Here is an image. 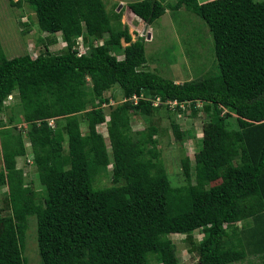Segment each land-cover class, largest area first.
<instances>
[{
	"label": "trees",
	"instance_id": "16d2710c",
	"mask_svg": "<svg viewBox=\"0 0 264 264\" xmlns=\"http://www.w3.org/2000/svg\"><path fill=\"white\" fill-rule=\"evenodd\" d=\"M10 2L34 11L39 30L52 35L46 47L60 33L66 51L9 58L0 41V112L9 95L18 97L7 123L0 116V186L7 187L0 264H28L23 250L30 216L36 219L40 264H178L165 233L185 234L202 264L238 262L247 249L264 252V0L127 3L148 24L167 9L184 7L207 25L217 71L181 83L141 68L147 61L144 38L132 41L121 11H108L104 0ZM78 37L87 47L80 55ZM98 39L102 43L94 44ZM115 85L124 101L105 113L104 93ZM157 98L166 105L175 101L179 110L201 101L203 112L212 113L221 147L200 150L195 181L185 156V183L171 182L156 148V127L132 131L130 115L150 114ZM106 114L108 143L97 130ZM18 115L25 128L17 127ZM171 127L180 137L178 125ZM22 131L42 198L15 166L26 154ZM109 165L111 183L97 185ZM196 229L203 233L198 245Z\"/></svg>",
	"mask_w": 264,
	"mask_h": 264
},
{
	"label": "rangeland",
	"instance_id": "374dc122",
	"mask_svg": "<svg viewBox=\"0 0 264 264\" xmlns=\"http://www.w3.org/2000/svg\"><path fill=\"white\" fill-rule=\"evenodd\" d=\"M16 0H13L15 2ZM138 0H104L108 11H121V23L128 27L132 41L138 37L144 38L146 64L142 66L144 70L154 71L163 77L171 78L175 82H183L191 79L201 78L206 74L217 71L215 57L213 53L212 40L207 31L204 21L192 11L181 7L178 10L167 9L163 15L148 24L135 16L128 8L127 3ZM201 0H198L200 2ZM167 5H172L176 0H165ZM256 2V1H254ZM59 35V33H56ZM56 36V41L49 43L46 47L47 39L52 35H47L39 30L34 11L26 4L14 5L10 0H0V41L7 57L29 54L36 57L40 53L49 50L51 53L66 51L64 42H59L60 37ZM107 35H104L106 38ZM102 43V39L94 41V44ZM127 45L121 40V46ZM47 48V49H46ZM121 51V50H120ZM117 57L121 59L122 53L117 52ZM108 103L103 104L105 113L110 110L109 105H116L124 101L122 90L115 85L105 91ZM136 102V96H132ZM18 102L16 92L9 95L4 100V107L0 112L3 121L7 123L8 116L16 111ZM158 106L150 114H131L130 124L132 131L145 130L148 126L157 129L154 138L156 148L159 150L166 172L174 185L185 183L182 173L181 160L188 156L191 163L192 181H195V163L198 161V154L202 149H214L221 147L219 134L211 116V111L203 112L202 102L196 101L191 104L180 105L177 109L176 103H155ZM11 107L13 109H11ZM197 109V112H196ZM21 120L22 116L18 115ZM97 125V130L103 134L108 143L106 125L109 119ZM172 122L178 125L180 137L172 130ZM233 122V123H232ZM232 125H236L234 118ZM59 125H64V120H59ZM10 126V125H7ZM26 127L22 120L17 127ZM82 132H85L86 122L81 123ZM16 131V130H15ZM26 154L16 158V167L21 168L26 185L31 186L36 194V198H42L41 184L39 182L35 164L31 159L30 143L22 131ZM66 136V135H65ZM64 152H67V140H64ZM4 168L0 149V169ZM107 176L102 175L97 185H108L110 181L111 165L107 167ZM218 181L212 182L215 184ZM7 187L0 186V207L4 208L7 198ZM5 211V210H4ZM3 214V212H2ZM240 226V225H239ZM172 240L175 245L178 264H198V254L196 251L190 252L191 244L186 240L185 234H162ZM193 239L198 245L203 239L201 229L193 231ZM25 246L23 255L28 264H40V257L37 249L36 239V219L34 216L28 218V226L25 234ZM244 259L230 264H264V252L253 249L246 250ZM150 264H163V262L152 259Z\"/></svg>",
	"mask_w": 264,
	"mask_h": 264
},
{
	"label": "built area",
	"instance_id": "2783aa9c",
	"mask_svg": "<svg viewBox=\"0 0 264 264\" xmlns=\"http://www.w3.org/2000/svg\"><path fill=\"white\" fill-rule=\"evenodd\" d=\"M78 55H80L81 53H83L85 50H84V46H83V44H82V41L80 40L79 42H78ZM156 102V104H158V103H162L158 98L155 100ZM168 104L169 103H176L175 101H168L167 102Z\"/></svg>",
	"mask_w": 264,
	"mask_h": 264
},
{
	"label": "clouds",
	"instance_id": "9594fccd",
	"mask_svg": "<svg viewBox=\"0 0 264 264\" xmlns=\"http://www.w3.org/2000/svg\"><path fill=\"white\" fill-rule=\"evenodd\" d=\"M58 36L60 37L59 42L61 41V42L63 43L64 41L62 40L60 33H59ZM80 40L82 41V37H78V38H77V49H78V45H79L78 42H79ZM64 43H65L64 45L66 46V42H64ZM82 44H83V43H82ZM65 46H62V47H65ZM83 46H84V50H85L83 53H85L87 47H86L84 44H83ZM83 53H81V54H83Z\"/></svg>",
	"mask_w": 264,
	"mask_h": 264
},
{
	"label": "crops",
	"instance_id": "0c3cea01",
	"mask_svg": "<svg viewBox=\"0 0 264 264\" xmlns=\"http://www.w3.org/2000/svg\"><path fill=\"white\" fill-rule=\"evenodd\" d=\"M204 1H206V0H201L200 2H204ZM251 1L254 2V1H262V0H251ZM56 35H58V34H56ZM237 225L239 226L240 222H238Z\"/></svg>",
	"mask_w": 264,
	"mask_h": 264
},
{
	"label": "water",
	"instance_id": "95a60500",
	"mask_svg": "<svg viewBox=\"0 0 264 264\" xmlns=\"http://www.w3.org/2000/svg\"><path fill=\"white\" fill-rule=\"evenodd\" d=\"M198 264H202L201 262H198Z\"/></svg>",
	"mask_w": 264,
	"mask_h": 264
}]
</instances>
